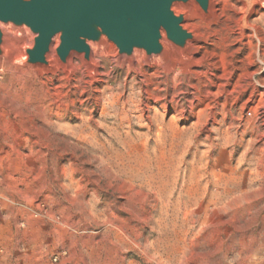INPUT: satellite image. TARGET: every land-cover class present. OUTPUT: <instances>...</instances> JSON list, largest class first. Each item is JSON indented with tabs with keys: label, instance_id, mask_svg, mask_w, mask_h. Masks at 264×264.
<instances>
[{
	"label": "rangeland",
	"instance_id": "obj_1",
	"mask_svg": "<svg viewBox=\"0 0 264 264\" xmlns=\"http://www.w3.org/2000/svg\"><path fill=\"white\" fill-rule=\"evenodd\" d=\"M218 1L231 18L241 15L238 0ZM224 20L194 31L209 36ZM20 37L16 58L0 62V264H264V105L256 121L251 107L241 110L244 96L219 107L215 123L207 107L195 129L187 112L173 124L186 134L137 136L147 119L129 105L141 103L143 76L117 65L115 53L97 55L95 67L75 60L68 78L38 73L18 61L32 43ZM204 46L214 49V37ZM147 72L152 90L188 107L179 69Z\"/></svg>",
	"mask_w": 264,
	"mask_h": 264
},
{
	"label": "bare ground",
	"instance_id": "obj_2",
	"mask_svg": "<svg viewBox=\"0 0 264 264\" xmlns=\"http://www.w3.org/2000/svg\"><path fill=\"white\" fill-rule=\"evenodd\" d=\"M238 1L242 4V8L241 15H239V17L237 18H231L228 12L223 8V6L220 4V1L218 0H211V6L208 13H205L202 9L198 7L196 9L192 8V10L186 16L184 26H187L193 31L194 38L190 40L187 46L182 50L168 42H165V52L161 55L146 56L142 51L134 50L132 56L125 57L123 55H118L116 53L115 48H113L108 41H103L99 44H90V61H86L82 54L73 52L66 59V62L63 63L59 60L58 56L56 55L55 46L57 45L58 40L57 38H54L50 53L47 56L49 60L48 64L37 65L34 67V69H36L38 73L65 70V77L68 78L70 76V73L74 69L75 60L82 66H86L88 64L91 67H95L96 63L94 62V59L97 55L112 56V54L115 53V56L118 58H115L113 60L117 65H123L127 67L129 72H133L139 76H143V83L140 88V92L143 96H141V98L139 99L141 103L132 101V99L129 100V102L132 101V105H129L130 109L133 108V111L139 113L137 115V119L139 120V122L142 121L145 116L147 119L144 131H134V134L141 137L153 135L159 138L162 136H167L169 133L173 136L186 134L188 132H186L185 129L182 130L173 127L174 122L177 119H183L185 114L189 112L192 115V118L195 119V122L193 123L195 129V127H197V125L200 123L201 117L207 107L209 108V116L211 122L215 123L219 114L217 111L219 107H223V109H230L232 102L236 104L241 101L244 96L246 97L244 101H242L241 110L244 111L245 109L251 107L250 109L253 110L252 112L254 113H251L249 115V118L254 119V121L260 120L258 110L264 105V75L263 72V76H261L260 78H256V75L258 73V70L264 67V0ZM221 17H224V21L227 22L223 27L219 29H214V31L209 33V36L214 37V49L208 50L204 46V44H206V41L208 40L209 36L202 34L199 35V33L197 34L194 31V28H198L199 26L208 24L210 22H215ZM230 23H232V26L230 25ZM6 30L8 32L6 38V46L9 49V56L5 59H0V62L9 61L10 59H13V57L16 58L15 56L19 51L21 44L25 40L24 37H20L16 34V30L13 27L8 26ZM230 47H233V49H229L230 52L228 53L227 50ZM243 49H245L246 52H244L240 59L235 60V56L240 53ZM201 50L202 54L199 55ZM207 59L211 60V64L208 65L210 68H207L205 71H203L201 68L202 66H204L203 62ZM148 68L154 69L153 74L156 76L160 73L161 70L166 74H171L174 73L175 69H179V73L183 74L186 77L187 86L191 89L192 96L190 99L187 100L188 107L185 108L184 106H182V104L176 99L175 96H172L170 99H167L166 96H163L159 93V89L152 90V88H150L152 81L150 79V76H148V74L150 73L147 72ZM93 71L96 72L98 70L94 69ZM237 73L239 75L236 76ZM201 75L209 76L207 77L206 82L203 85L205 90L200 89L199 86V80ZM235 78L236 81L234 82H236V86L231 88L232 82ZM246 79L248 80V83L244 84L243 80ZM172 80L173 87L175 88L178 84L176 83V74H173ZM235 88L239 89V95L237 98L233 99V93ZM220 98H222V101L220 100ZM113 102L114 101H112V103ZM125 104L127 105V103ZM125 104H123L122 107H125ZM177 104H181L179 105V109L176 106ZM108 105L110 106L112 104L109 102ZM157 107L161 109L164 113L172 110L174 112V115L169 120H165L162 116L163 113L160 112L159 114L155 111ZM151 110L153 111L152 114L150 113ZM239 120H244V117L239 118ZM263 120L264 117L262 121ZM257 129L258 128L256 127L252 131H249V134L252 135L253 133H256ZM115 130L117 131V129ZM116 131H114L115 134H117ZM194 131H191L190 133L193 134ZM216 131L220 135L226 134L229 136L231 134V130L229 128H226L224 130H222L221 128V130ZM130 132L131 131L129 130L127 134L129 135ZM241 133L246 134L247 130L244 129ZM232 134H234V132Z\"/></svg>",
	"mask_w": 264,
	"mask_h": 264
},
{
	"label": "water",
	"instance_id": "obj_3",
	"mask_svg": "<svg viewBox=\"0 0 264 264\" xmlns=\"http://www.w3.org/2000/svg\"><path fill=\"white\" fill-rule=\"evenodd\" d=\"M195 4L208 13L211 0H0V59L9 56L7 27L18 36L29 33L18 59L28 68L48 64L54 38L63 63L71 53L90 61V44L108 41L118 55H161L165 42L184 49L194 33L184 26L187 12L176 7Z\"/></svg>",
	"mask_w": 264,
	"mask_h": 264
}]
</instances>
